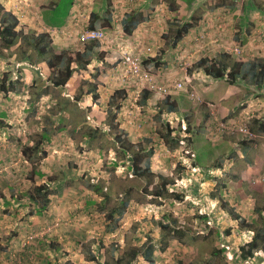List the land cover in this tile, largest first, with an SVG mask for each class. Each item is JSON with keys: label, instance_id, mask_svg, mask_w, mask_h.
I'll return each mask as SVG.
<instances>
[{"label": "rangeland", "instance_id": "374dc122", "mask_svg": "<svg viewBox=\"0 0 264 264\" xmlns=\"http://www.w3.org/2000/svg\"><path fill=\"white\" fill-rule=\"evenodd\" d=\"M0 2L16 15L25 33H48L56 53L83 51L80 36L89 14L103 15L108 8L107 0H84L65 28L52 30L41 16L51 26L61 25L74 0H59L56 10L51 0ZM110 2L113 26L102 30L99 40L105 60L97 62L88 53L86 70L73 64L74 73L63 88L51 84L42 61L47 57L18 48L19 43L0 48V80L9 75L7 82L15 90L7 96L0 93V114H5L0 116V264H115L117 252L127 259L133 248L142 251L148 243L154 246L152 263L137 257L130 264H264L261 251L245 261L238 257L239 246L250 241L252 231L230 214L233 210L254 228L264 224L257 213L264 206V153L255 147L264 132L263 85L244 88L243 80L230 85L195 68L201 58L223 59L229 68L234 60L255 59L256 51L262 52L258 46L264 47V0H194L191 9L176 0L175 16L194 27L175 46L169 0ZM151 7L147 20L130 36L120 30L124 14ZM243 15L245 28L238 21ZM244 31L254 38L248 49L246 42L236 41L245 39ZM146 48L150 52L141 55L143 66L156 83L170 86L175 113L152 101L155 92L143 103L139 84L124 76L122 53L141 54ZM145 58H155L158 65L145 66ZM98 66L111 67L95 76ZM83 81L96 85L99 103L90 96L73 101ZM175 83L182 90L173 89ZM116 90H124L125 99L108 103ZM256 92L259 98L250 104L248 95ZM166 123L174 130L168 143ZM44 126L50 132L47 141L40 140ZM239 127L249 130L250 140ZM120 132L134 152L139 150L152 176L140 179L128 169L131 155H122L114 137ZM39 140L46 154L27 160L24 146ZM258 155L261 161L256 162ZM159 177L173 182L163 197L154 194ZM44 184L51 193L49 203L37 215L29 196ZM100 189L107 194L104 201ZM121 200L126 204L120 210ZM101 205L104 209H98ZM112 208L120 211L109 220ZM161 224L182 234L173 237ZM86 248L96 261L88 260Z\"/></svg>", "mask_w": 264, "mask_h": 264}, {"label": "trees", "instance_id": "16d2710c", "mask_svg": "<svg viewBox=\"0 0 264 264\" xmlns=\"http://www.w3.org/2000/svg\"><path fill=\"white\" fill-rule=\"evenodd\" d=\"M110 0H107V9L106 12L101 15L96 12H91L88 19L87 24V30L91 31H102L105 29H111L112 24V15H113V9L111 8V2L109 4ZM170 4H168V8H170V11L174 14V17L172 18L171 24L174 27L173 31V41L172 46L177 45L186 35L189 34L190 30L194 27L193 22L191 21H182L181 19H178L176 15L177 8L175 1L176 0H169ZM184 1L187 6L191 9L194 5V0H181ZM73 2V1H72ZM72 7V5H71ZM69 8V7H68ZM51 9L56 10L57 9V3H53L51 6ZM153 7L147 9L146 12H138L135 13H127L124 14L122 20H121V26L123 32L130 36L133 31L138 27V25L142 24L147 20L150 13H152ZM68 12V11H67ZM68 16V15H67ZM43 24L48 28H60L61 25H50L45 21V17L41 16ZM20 24L19 19L16 17V15L12 14L11 12L7 11L4 6L0 2V48L4 50H8L12 48L13 46L18 45V48L24 47L25 49H31L32 52L37 53V55L40 58H46L47 59L43 62L46 63L49 72H50V82L55 87L63 88L68 80L72 77L74 73V69L72 68V65L75 64L77 68L86 70L87 66L90 64V56L88 57V53H91L94 55V58L97 62L102 63L106 58V52L101 50V43L97 40L90 41L84 44L83 51H62L56 53L54 50V46L52 45L51 38L48 33H41V34H32L31 32L25 33L22 29L18 28ZM248 33V32H247ZM245 40V39H244ZM244 40H238L240 44L242 45L245 43ZM26 51V50H25ZM24 55H28L27 51L22 52ZM26 59H29V55L24 57ZM246 62L242 60H234L232 61L230 68L227 67L228 64L225 63V61L222 59L220 61H213L208 58H201L199 59L196 64L195 68L202 71L207 77H210L215 80H226L227 84L234 85L239 78L244 79V76H247L251 70L253 71L252 75V81L256 85L257 88H261L264 84V64L261 63L259 65H255L254 62L252 64H248L250 68L244 70L242 69L243 65H245ZM157 66L158 64L155 62V58H145L144 65L145 66ZM111 66H108L107 68H104L102 66L95 67L93 70V74L95 76H103L105 75L109 70ZM9 75H5L4 78L0 80V93L4 96H7L10 91H15L13 88L14 83L8 81ZM79 93L75 94L73 97V101L75 103H79L80 101H83L85 96H90L93 103H99V94L96 90V85L93 83H89L86 81L82 82V85L79 87ZM141 99L143 103H146L149 98H151L152 92L149 90L143 89L141 92ZM126 92L124 90H116L111 96L110 104L114 102L115 99H119L120 101L125 99ZM156 96L153 97V102H158L162 104L163 107L167 109L170 113L176 112V102L175 100L171 99L170 95H160L155 94ZM159 96L164 97L162 100L159 98ZM158 97V98H157ZM114 109H119V104H117ZM162 110H158V113L161 114ZM1 117H4L5 114H0ZM112 118H114L112 116ZM264 125V124H263ZM97 130V128H94ZM165 129L167 136L165 138L166 143L169 141V136L174 131L173 128H171L167 123L165 124ZM264 129V128H262ZM186 131L188 129L186 128ZM50 132L47 130L46 126L42 128V134L40 135V140H48ZM92 135H89V138H92ZM115 141L118 144V149L122 153L123 156H126L127 154H130V164L128 166L129 170H132L134 173V177L143 179L146 177L152 176V173L149 172V164L146 162L145 159L142 158V156L139 154V150L137 152H134V150L131 148V144L127 141L126 135L122 132L120 134L115 135ZM39 142L34 144L33 146H24L22 150V155L27 159L30 160L32 156L36 154H46L44 150H42L39 146ZM171 140V139H170ZM186 140L189 142L192 141V139L189 137ZM141 164H143L141 166ZM161 180V184L159 188H156V191L154 194L157 197H163L165 194H163L166 190V185L171 184L169 179L159 177ZM95 189V188H94ZM96 190V189H95ZM34 194L29 196V199L32 200V202L36 205L35 213L37 215H41L43 211H45V208L47 207L49 203V196H50V190L48 185L44 184L42 186L34 187L33 189ZM98 195L103 196L102 201L105 200L107 197L106 193H103L102 190H98ZM93 201H89V204H93ZM126 202L123 200L120 201V207L121 210ZM98 209H104L103 205L98 206ZM117 208H112L107 213V218L109 220H112L114 217V214H117L120 210ZM257 213L263 216L264 218V206L258 210ZM232 219L237 221L242 228H246L247 230L252 231V237L250 241L243 243L239 246V253L238 257L242 260L250 259L254 256L256 252H263L264 254V224L262 226H259L258 228H254V226H251L253 223H246L237 213H235L233 210L230 212ZM161 227L165 229L167 234L172 233L173 237L179 238V235L182 234V232L179 229L172 228L170 224L163 225L161 224ZM217 232V231H216ZM223 251V250H222ZM86 254V257L89 261H96L95 256L88 250V248L84 249L83 251ZM121 251L117 252V257L115 260V264H130L133 259L137 257H141L144 261H148L149 263H152V257L154 252V246L148 243L143 247V250L141 251V248H133V252L127 257L122 256L120 253Z\"/></svg>", "mask_w": 264, "mask_h": 264}, {"label": "built area", "instance_id": "2783aa9c", "mask_svg": "<svg viewBox=\"0 0 264 264\" xmlns=\"http://www.w3.org/2000/svg\"><path fill=\"white\" fill-rule=\"evenodd\" d=\"M102 37L103 32L100 30H86L81 34L80 40L84 43H87L94 40L99 41ZM149 52V48H146L141 54L133 53L131 51H124L120 61L124 76L127 78V80L133 79L136 81L139 84L141 90L145 89L165 96L170 93V86L156 83L150 76V73L143 66V59L141 58V55H147ZM173 89L182 90V84L175 83L173 85ZM239 132L241 135L247 136L248 140H250L252 137V134L246 127H239Z\"/></svg>", "mask_w": 264, "mask_h": 264}, {"label": "crops", "instance_id": "0c3cea01", "mask_svg": "<svg viewBox=\"0 0 264 264\" xmlns=\"http://www.w3.org/2000/svg\"><path fill=\"white\" fill-rule=\"evenodd\" d=\"M181 1V0H180ZM59 2V0H51V2L49 3V5H53V3H58ZM76 2H78V3H76ZM82 3H79V0H74V3H73V5H72V10L71 11H69V14H68V16L65 18V21H64V23H63V25L60 27V28H50V29H63V28H65L66 26V24H68V18L70 17V14L72 13V11L76 8V7H81V5L84 3V0H82L81 1ZM248 7H251V4H249L248 5ZM90 15V14H89ZM89 17V16H88ZM123 18V17H122ZM245 17H244V15L243 16H241L240 18H238V21H239V25L241 26V27H244L245 28V24H246V22H245V19H244ZM122 20V19H121ZM249 22L250 23H252L253 22V18H251V19H249ZM259 24H263L262 22H259ZM240 27V28H241ZM119 28H120V30H121V28H122V26H121V22L119 23ZM240 31V30H239ZM239 31H237L235 34H234V36H233V41L235 40V37H236V35H237V33L239 32ZM241 35H238L237 36V38L238 37H240ZM251 36V34L250 33H247L246 31H244V36H243V38H245V42L247 43V48L246 49H248V47L250 46V44H251V41H252V39H254L253 37L251 38L250 37ZM247 38H248V42H247ZM239 40V39H238ZM236 41H237V39H236ZM242 45H245L244 43L242 44ZM258 47H260V50L262 51L261 53H259V51L257 50L256 51V58L255 59H251V60H249V61H247L246 63H245V65H243V67H242V69H244V70H246V69H248V68H250L249 66H248V64H252V62H254L255 63V65L257 66V65H259V64H261V63H263L264 64V60H263V58H264V47L263 46H258ZM248 51V50H247ZM245 62V61H244ZM228 67V66H227ZM253 71L254 70H251L250 71V73L247 75V76H244V79H241V78H239L238 80H243L244 82H245V84L246 85H244V84H241V85H243L244 86V88L247 86V87H251L252 86V89H254L255 88V86H253V84H254V82L252 81V75H253ZM263 88H264V84H263ZM248 98L251 100H249V103L251 104V102L252 101H254V100H257L258 98H259V95H258V93L256 92V94H254V93H252V94H250V95H248ZM262 126H261V131H263L264 129H262V128H264V125L263 124H261ZM258 137H260L262 140H261V142L259 143V145L257 146H255L256 147V149L258 148V150H259V147H261V149H262V151H263V153H264V132H261V135H259ZM264 155V154H263ZM259 160L261 161V159L259 158V155L255 158V161L256 162H259Z\"/></svg>", "mask_w": 264, "mask_h": 264}]
</instances>
